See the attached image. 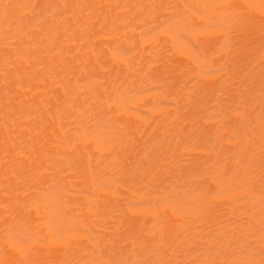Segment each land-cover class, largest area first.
<instances>
[{
	"label": "bare ground",
	"instance_id": "obj_1",
	"mask_svg": "<svg viewBox=\"0 0 264 264\" xmlns=\"http://www.w3.org/2000/svg\"><path fill=\"white\" fill-rule=\"evenodd\" d=\"M0 264H264V0H0Z\"/></svg>",
	"mask_w": 264,
	"mask_h": 264
}]
</instances>
